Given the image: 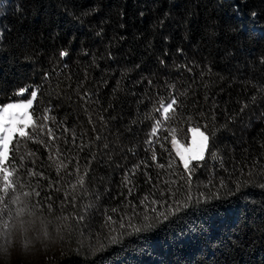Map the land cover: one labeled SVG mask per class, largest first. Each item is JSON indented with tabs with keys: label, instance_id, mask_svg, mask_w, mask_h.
<instances>
[{
	"label": "trees",
	"instance_id": "obj_1",
	"mask_svg": "<svg viewBox=\"0 0 264 264\" xmlns=\"http://www.w3.org/2000/svg\"><path fill=\"white\" fill-rule=\"evenodd\" d=\"M93 7L97 11L83 23L75 19ZM237 9L245 20H251V13L257 12L259 24H264V0H0V105L16 101L14 92L21 87L42 85L43 95L35 102L38 110L51 108V115L94 139L93 125L88 124L82 101L74 90L84 80L85 67L92 64L93 58L99 65L88 67L84 86L93 94V101L98 100L89 107L95 109V126L106 137L97 143L101 149L108 143L109 149L103 151L110 155L102 154L93 163L89 196L83 200H94L89 210L92 233L106 232L102 227L104 212L120 206L123 197L119 193L126 191L119 187L123 169L145 156L144 141L151 121L144 120L143 113L152 105L147 97L143 104L137 101L148 90V79L161 85L165 80L176 82L178 90H187L188 95L181 97L182 109L193 116L194 124H203L198 113L209 111L214 98L215 126L219 129L215 146L229 171H247L245 165H251L253 160L264 163V149L260 146L264 143V97L258 96L256 104L220 129L226 117L239 112L241 102H247L256 92L254 85H264V39L258 36L261 29L258 24L254 32L238 30ZM100 28L103 32L97 36ZM61 48H67L69 56L58 61ZM178 48L183 49L182 54L176 51ZM85 51L88 55H84ZM161 58L164 65L159 62ZM191 62L201 67L192 73L175 68V64L192 66ZM205 65L212 71L201 78L200 71H207ZM46 71L51 73L48 81L43 79ZM122 72L123 90L114 95L113 88ZM151 91L167 96L163 88ZM101 114L117 118L102 128L98 120ZM165 135L167 132H161V136ZM28 147L39 157L36 169L55 179L48 152L39 144L29 143ZM133 147L138 156L128 152ZM157 152L160 156L159 145ZM167 161L168 154L163 153L159 162ZM147 171L155 181L158 170L152 167ZM217 173L227 177L219 164L209 159L196 177L198 181L215 182ZM160 176L169 178L163 171ZM256 180L255 186L244 189L245 197L213 201L206 214L194 216L196 227L191 232H162L147 242L138 240L127 250L113 246L97 255L91 253L87 239L83 246L79 243L78 233H58L54 216L60 214L59 209L53 214L45 209L52 221L47 225L49 238L36 239L40 229L37 223L36 230L29 233L33 242L25 248L23 237L18 236L8 254L0 253V264H101V256L107 258L104 264H264V188L259 186L264 179ZM144 181L142 174L134 178L141 189L138 195L150 187ZM53 195L62 198V193ZM95 195L99 199H94Z\"/></svg>",
	"mask_w": 264,
	"mask_h": 264
},
{
	"label": "snow or ice",
	"instance_id": "obj_2",
	"mask_svg": "<svg viewBox=\"0 0 264 264\" xmlns=\"http://www.w3.org/2000/svg\"><path fill=\"white\" fill-rule=\"evenodd\" d=\"M96 11L95 7L90 8L75 19L83 23L84 18ZM258 15L253 11L251 20H245L237 9V29L247 28L249 31H256L259 24ZM259 28L261 30L258 36L264 39V24H259ZM102 32L103 29L100 28L96 35L101 36ZM176 51L183 53V49L180 48ZM84 55H88V52L85 51ZM164 55H168L167 51ZM68 56L69 50L61 48L57 60L63 61ZM111 56L109 52L108 57ZM159 62L161 65L165 64L163 58ZM261 62L264 63V57L261 58ZM191 63L192 66H189V63L175 64V68L186 69L192 73L194 68L201 67L199 64ZM92 66L99 67L95 58L91 65L85 67L84 80L78 83L74 91L82 101L81 107L88 117V124L93 125L91 131L95 134L94 139L89 137L86 131L78 132L75 127H69L66 120H58L56 116L51 115V108L45 106L42 111L38 110L35 102L43 95L42 85L21 87L14 92L18 97L15 102L0 105V253L8 254L18 236L23 237V247L27 248L33 242L29 233L36 230L37 223L40 229L36 239L41 237L48 239L47 225L52 221L45 215V209L48 214H53L59 209L60 214L54 216L57 221V232L78 233L79 243L83 246L87 239L88 248L93 255L102 254L113 246L127 250L138 240L143 239L147 242L162 232L175 231L177 235H181L195 230L193 217L198 218V215L206 214L213 207V201L227 200L234 196L243 198L247 195L244 189L250 185L255 186L257 177L264 179V163L259 160H253L251 165H245L247 171L244 168L229 171L225 166L224 159L215 146L216 133L219 129L215 126L217 105L214 98L209 111L198 113L204 121L203 124H194L193 116L184 114L182 109L181 97L188 95L187 90H178L176 82L165 80L161 85L158 81L148 79V90L144 97L137 101L138 104H143L144 98L147 97L152 105L143 113V119L151 121L150 130L144 141L145 156L131 167L123 169L119 187L126 191L119 193L123 197L120 206L104 212L102 227L106 232L92 233L89 210L94 207V200L88 203H83V200L89 196L88 185L93 163L102 154L110 155V152L103 151L109 149L108 143L103 144V149L97 143L106 140V137L102 136L95 126L96 120L93 119L95 109L90 110L89 107L92 103H98V100L93 101V94L84 86L88 80V67ZM204 67L207 71H200L201 78L210 75L212 71L210 66ZM50 76L51 73L46 71L43 79L48 81ZM124 76L125 72H122L120 79L116 80L114 95L123 90L121 84ZM204 86L207 88V83ZM254 87L256 92L247 102H241L239 112L226 117L220 129L226 128L256 104L258 96L264 97V85ZM159 88L165 89L167 96L160 94L159 91L155 93L151 91ZM204 99L205 102L208 101L207 93ZM111 107L112 105H109V108ZM102 111L106 112L108 109ZM116 118L101 114L98 120L102 128H107L108 121ZM261 119H264V113H261ZM132 123L135 124L136 120L134 119ZM161 132H167V135L161 136ZM261 132H264V129H261ZM165 142L170 143L171 147H166ZM29 143L39 144L48 152L49 167L54 168L55 179L36 169V159L39 157L28 147ZM157 145L161 150L160 156ZM260 146L264 149V143ZM128 152L134 156L139 155L134 147L129 148ZM163 153L168 154L166 164L159 162ZM209 159L217 162L220 169L227 173V177L219 176L217 173L219 178L215 182L212 179L198 181L196 173L201 167H207ZM152 167L158 170L155 181L147 171ZM161 171L169 178H161ZM138 174H142L145 177L144 183L150 186L143 195H138L141 189L134 182ZM44 181L47 183L44 184ZM259 186L264 188V183ZM53 193H62V198ZM94 199H99V196L95 195ZM69 208L72 211H68ZM106 259L101 256V264H104Z\"/></svg>",
	"mask_w": 264,
	"mask_h": 264
},
{
	"label": "rangeland",
	"instance_id": "obj_3",
	"mask_svg": "<svg viewBox=\"0 0 264 264\" xmlns=\"http://www.w3.org/2000/svg\"><path fill=\"white\" fill-rule=\"evenodd\" d=\"M15 102V101H14Z\"/></svg>",
	"mask_w": 264,
	"mask_h": 264
}]
</instances>
